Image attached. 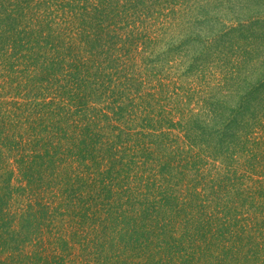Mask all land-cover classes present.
Masks as SVG:
<instances>
[{
  "label": "trees",
  "instance_id": "trees-1",
  "mask_svg": "<svg viewBox=\"0 0 264 264\" xmlns=\"http://www.w3.org/2000/svg\"><path fill=\"white\" fill-rule=\"evenodd\" d=\"M0 264H264V0H0Z\"/></svg>",
  "mask_w": 264,
  "mask_h": 264
}]
</instances>
